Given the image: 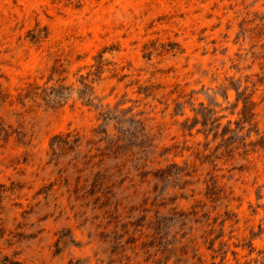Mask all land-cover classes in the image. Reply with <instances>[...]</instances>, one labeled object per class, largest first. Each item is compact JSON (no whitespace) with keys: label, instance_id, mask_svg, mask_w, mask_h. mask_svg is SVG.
<instances>
[{"label":"rangeland","instance_id":"374dc122","mask_svg":"<svg viewBox=\"0 0 264 264\" xmlns=\"http://www.w3.org/2000/svg\"><path fill=\"white\" fill-rule=\"evenodd\" d=\"M0 264H264V0H0Z\"/></svg>","mask_w":264,"mask_h":264},{"label":"bare ground","instance_id":"6f19581e","mask_svg":"<svg viewBox=\"0 0 264 264\" xmlns=\"http://www.w3.org/2000/svg\"><path fill=\"white\" fill-rule=\"evenodd\" d=\"M98 24H99V22H98ZM100 26V25H99Z\"/></svg>","mask_w":264,"mask_h":264}]
</instances>
